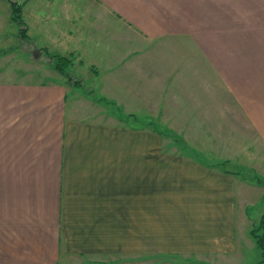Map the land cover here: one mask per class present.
<instances>
[{
    "label": "crops",
    "instance_id": "0c3cea01",
    "mask_svg": "<svg viewBox=\"0 0 264 264\" xmlns=\"http://www.w3.org/2000/svg\"><path fill=\"white\" fill-rule=\"evenodd\" d=\"M8 2L78 84L0 82V264H253L261 188L239 171L264 154V0H0L2 37ZM154 88L163 123L200 125L163 133L183 140L163 182Z\"/></svg>",
    "mask_w": 264,
    "mask_h": 264
},
{
    "label": "rangeland",
    "instance_id": "374dc122",
    "mask_svg": "<svg viewBox=\"0 0 264 264\" xmlns=\"http://www.w3.org/2000/svg\"><path fill=\"white\" fill-rule=\"evenodd\" d=\"M10 18L11 15L9 13V22L12 23ZM1 20L4 19L1 17ZM12 24L14 27H16L14 23ZM13 26L9 25L6 32L7 35L4 37H2V34L5 32V29L1 28L0 31V82L24 81L35 83H51L59 81L65 84H78L75 74L71 75V73L66 72L67 70H65V74L62 75L56 73V71L53 69L56 62L55 58L51 57L52 55L45 51H37L35 47H32V43L27 42V38H21L19 36L21 43H16L15 33L17 34L19 29H22L23 27L18 26L19 29L16 27L17 32H15V28ZM5 39L7 41H5ZM160 51L163 53V48ZM84 77L90 78L92 80V78L86 74H84ZM85 87L86 86L83 85L82 89H85ZM85 92L90 93L89 91ZM152 94L155 98L153 102L156 104L153 105L152 108L153 122L151 124L152 182H163V149H170L169 153L173 154L175 153L174 150L182 147L181 142L183 141L181 138L176 139L173 135H169V137L172 138H168L167 136L166 139H163V136L165 137L163 133H173L176 130H194L198 129L200 125L184 123L176 124L174 122L163 123V90L158 91L157 88H154ZM164 118H166V116H164ZM220 125L221 124H215L217 127H220ZM185 142L190 144L187 140ZM194 142L198 143L197 140ZM198 146H200V144L196 145V147ZM249 146H255L254 140H249ZM250 151L251 153L249 152L248 155V164L257 171L250 169L251 167H246V170L242 169L241 171L236 170L235 168H226V165L223 161L217 163L216 167L219 169H224L227 172L229 170L239 171L241 177L244 179H249L251 184L260 187L261 189H259V191H254V194L251 197L253 198L251 204L255 205L256 209H264V154H261L256 148L251 149ZM257 154L260 156L258 159ZM196 157H199V155ZM235 166L238 165L236 164ZM161 241L163 242L162 235H158V232L153 230V245L160 243ZM152 254L153 255L150 261L146 259V264L149 262L150 264H163V250H153ZM249 259L253 264H258L260 262L258 251L255 250V252L250 255ZM136 264H138V262Z\"/></svg>",
    "mask_w": 264,
    "mask_h": 264
},
{
    "label": "trees",
    "instance_id": "16d2710c",
    "mask_svg": "<svg viewBox=\"0 0 264 264\" xmlns=\"http://www.w3.org/2000/svg\"><path fill=\"white\" fill-rule=\"evenodd\" d=\"M8 4L10 8V15H11L10 20L18 28V26H21L20 7L11 2H8ZM18 33H19V36L22 38L24 37L25 31L22 28V29H19ZM51 57L55 58L56 60L54 68H53L54 71H56V73H58L59 75L65 74L64 71L68 69V67L70 66V60L66 58H61L59 56H51ZM249 237L253 241V244L256 250L260 254V262L258 264H264V211L259 217L256 225L249 231Z\"/></svg>",
    "mask_w": 264,
    "mask_h": 264
}]
</instances>
